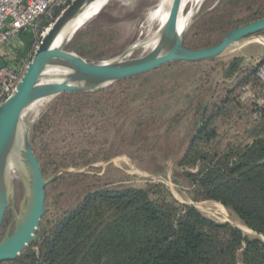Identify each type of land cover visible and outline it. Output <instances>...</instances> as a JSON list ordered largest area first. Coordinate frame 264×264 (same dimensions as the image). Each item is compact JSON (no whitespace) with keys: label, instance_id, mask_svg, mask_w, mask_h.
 Listing matches in <instances>:
<instances>
[{"label":"trees","instance_id":"16d2710c","mask_svg":"<svg viewBox=\"0 0 264 264\" xmlns=\"http://www.w3.org/2000/svg\"><path fill=\"white\" fill-rule=\"evenodd\" d=\"M69 3L54 5L49 17L36 20V38ZM229 6L235 11L225 27L202 30ZM261 18L264 0H219L187 28L183 46L214 45L229 30ZM101 29L76 33L66 48L88 59L104 57L93 40ZM263 61L264 54L255 62L233 57L208 98L203 89L209 81L202 76L163 131L149 136L160 129L159 120L152 112H137L124 121L129 120L128 130L122 126L113 138L100 140L110 120L93 112L115 107L121 96L120 103H127L124 86L133 78L96 92L56 95L31 125V144L43 176L76 170L45 187L37 239L0 264H264V241L258 237H264V83L256 75ZM246 87L250 94L243 96ZM181 124L183 150L172 180L185 186L192 201L219 202L257 236L178 202L158 181L134 184L119 168L109 165L101 172L95 166L124 154L164 175L152 169L149 155L162 152ZM10 218L7 210L2 231Z\"/></svg>","mask_w":264,"mask_h":264},{"label":"water","instance_id":"95a60500","mask_svg":"<svg viewBox=\"0 0 264 264\" xmlns=\"http://www.w3.org/2000/svg\"><path fill=\"white\" fill-rule=\"evenodd\" d=\"M90 1L71 0L61 11L42 34L14 92L0 104V262L15 259L37 239L40 221L45 214V187L59 174L71 171L61 169L43 176L31 144L30 128L21 125L28 107L60 93L96 92L116 81L145 74L171 62L194 63L214 59L242 39L264 31V18H261L229 30L214 45L187 48L183 46L185 32L178 33L176 27L181 0H172L158 42L148 53L125 60L139 48L133 43L114 60L88 59L68 50L66 45L81 28L74 27L73 23ZM61 34L60 43L54 47L53 43ZM50 67L66 70L63 80L43 82ZM17 141H20V147L16 149L19 162L16 172L23 194L16 204L8 164ZM7 210L11 212V218L2 231Z\"/></svg>","mask_w":264,"mask_h":264},{"label":"rangeland","instance_id":"374dc122","mask_svg":"<svg viewBox=\"0 0 264 264\" xmlns=\"http://www.w3.org/2000/svg\"><path fill=\"white\" fill-rule=\"evenodd\" d=\"M234 1L244 2L245 0ZM157 2L158 0H109L100 10V14L98 13L81 25V28L79 27L80 29L76 33L88 31L95 27H101V33L94 34L93 36V40L99 44L97 52L105 55L100 58V61L114 60L126 48L137 40L145 39L148 34L156 28V22L150 23L146 18ZM218 2L219 0H204L197 11L190 17L189 24L192 25L195 21L200 19L204 13L213 9ZM94 5L95 3L92 2L87 10L94 7ZM234 11L231 10L230 6L227 7L224 12L214 16L210 20L209 26H207V28L204 26L202 30L210 31L225 27L234 14ZM188 12L189 6L185 5L181 13L183 16H186ZM30 38L32 42L26 49L22 48L20 51V58L23 60L29 58L30 54H34L41 40V35L39 33L37 39L35 31ZM7 51L8 49L6 47H0V55L5 54ZM149 51V49L138 48L125 60L141 57ZM262 54H264V33H257L242 39L235 48L227 50L217 58L194 63L171 62L153 71L132 77L133 79L128 81L124 86V90H126L123 95L127 96V103H120L123 100V96H121L117 100L115 107L111 108L110 106H105L102 111L100 110L102 107H100L93 112L97 118L102 115L110 120L109 125L100 135V140L113 138L117 135V132L122 126L124 129L128 130L130 126L129 120L125 125L124 121L130 114L132 115L137 112H152L157 120H159L158 128L160 129L149 131L147 134L148 136L154 133H161L171 115L184 106L186 97L192 94L196 87L199 86L202 76H205L209 81L207 87L203 89L204 98H208L212 95L215 84L222 75V69L233 57L245 55L247 58H251L252 56H258L255 60L249 61L255 62L259 60ZM53 98L47 101H37L28 107L23 113L21 125L23 127L29 126L30 128L38 115ZM182 127L183 124H181L176 132L169 138L162 152L149 155L152 162V169L164 172V175H156L148 172L145 168L124 154L115 156L107 162H99L95 164V166L100 167L99 170L101 172L108 169L109 165L119 168L133 176L130 182L134 184H142L148 179L158 181L168 188L171 197L178 202L192 204L202 214L215 221L229 222L241 228L246 235L257 236L219 202L211 200L192 201L187 194L185 186L175 184L172 180L173 163L183 150L181 144ZM83 169L85 168L80 170ZM68 170L74 171L76 169L70 168ZM10 182L13 197L17 204L22 197L23 186L16 171L10 174ZM258 237L264 241L263 236Z\"/></svg>","mask_w":264,"mask_h":264},{"label":"built area","instance_id":"2783aa9c","mask_svg":"<svg viewBox=\"0 0 264 264\" xmlns=\"http://www.w3.org/2000/svg\"><path fill=\"white\" fill-rule=\"evenodd\" d=\"M65 1L0 0V47L8 49L0 56V104L14 92L30 61L29 58L21 59L20 51L27 38L31 40L30 36L36 31L34 23L42 16L49 17L52 7L65 4ZM47 28H44V31ZM44 31L40 33L41 37ZM256 75L264 83V61L259 65ZM249 94L246 87L242 95Z\"/></svg>","mask_w":264,"mask_h":264},{"label":"bare ground","instance_id":"6f19581e","mask_svg":"<svg viewBox=\"0 0 264 264\" xmlns=\"http://www.w3.org/2000/svg\"><path fill=\"white\" fill-rule=\"evenodd\" d=\"M109 0H91L86 7L84 8L83 12L78 16V18L75 20L73 23L74 27H80L84 23H86L88 20H90L92 17L97 15L100 10L105 6V4ZM204 0H181V6H180V11L177 17V32L182 33L183 31L185 32L187 30V27L190 25V17L197 11L198 7L201 5V3ZM94 2L95 5L91 9L87 10L89 5ZM172 0H158L154 8L148 13L147 15V21L150 23H155L156 22V28L151 31L148 36L143 39V40H137L133 45L138 46L139 48H145V49H153L159 39L160 36V30L163 27V25L166 23L168 15H169V10L171 7ZM185 5L189 6V12L186 16H183L181 11ZM185 9V8H184ZM193 19V18H192ZM62 38V34L57 37L55 42L53 43V46H57ZM239 43L232 45L229 47V49L235 48ZM137 47V48H138ZM228 49V50H229ZM67 73L66 70L57 68V67H50L46 72H45V78L43 79V82H58L63 80L65 77V74ZM50 98H45L42 99L44 101L49 100ZM41 102V101H40ZM20 147V141H17L15 149L13 153L11 154V157L9 159V164H8V170L9 173L11 174L12 172L16 171L17 167L19 166L18 162V154L16 152V149Z\"/></svg>","mask_w":264,"mask_h":264},{"label":"crops","instance_id":"0c3cea01","mask_svg":"<svg viewBox=\"0 0 264 264\" xmlns=\"http://www.w3.org/2000/svg\"><path fill=\"white\" fill-rule=\"evenodd\" d=\"M30 43H31V40H29V39L27 38V40H26V42H25L23 48L26 49V47H28V45H29ZM2 55H4V54H2ZM2 55H0V56H2ZM242 57H244V59H245L246 61H252V60H255L256 57H258V56H252L251 58H250V57L247 58L245 55H242Z\"/></svg>","mask_w":264,"mask_h":264}]
</instances>
